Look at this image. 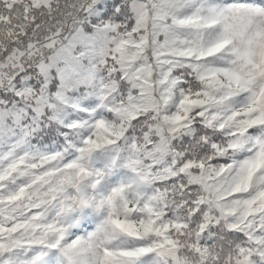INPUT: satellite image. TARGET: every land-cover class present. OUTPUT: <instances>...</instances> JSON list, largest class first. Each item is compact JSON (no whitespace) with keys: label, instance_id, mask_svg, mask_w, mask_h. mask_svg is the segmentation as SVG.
Here are the masks:
<instances>
[{"label":"snow or ice","instance_id":"1","mask_svg":"<svg viewBox=\"0 0 264 264\" xmlns=\"http://www.w3.org/2000/svg\"><path fill=\"white\" fill-rule=\"evenodd\" d=\"M0 264H264V0H0Z\"/></svg>","mask_w":264,"mask_h":264}]
</instances>
